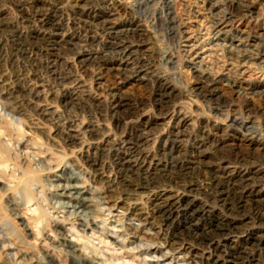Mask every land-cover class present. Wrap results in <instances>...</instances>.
<instances>
[{
    "label": "rangeland",
    "instance_id": "1",
    "mask_svg": "<svg viewBox=\"0 0 264 264\" xmlns=\"http://www.w3.org/2000/svg\"><path fill=\"white\" fill-rule=\"evenodd\" d=\"M263 223L264 0H0V264H264Z\"/></svg>",
    "mask_w": 264,
    "mask_h": 264
},
{
    "label": "bare ground",
    "instance_id": "2",
    "mask_svg": "<svg viewBox=\"0 0 264 264\" xmlns=\"http://www.w3.org/2000/svg\"><path fill=\"white\" fill-rule=\"evenodd\" d=\"M51 19V18H50ZM53 23V22H52ZM51 26V25H50ZM131 28V27H130ZM130 31V30H129ZM131 33V32H130ZM133 36V35H132ZM57 44V43H56ZM84 55V54H83ZM88 55V54H87ZM94 57V56H93ZM98 58V57H97ZM95 61V60H94ZM243 74V73H242ZM241 74V75H242ZM202 93V92H201ZM159 96H161V95H159ZM205 97V96H204ZM157 101H159L158 99H157ZM162 103H163V101H162ZM116 107V106H115ZM2 146V145H1ZM132 156V155H131ZM179 156V155H178ZM128 162V161H127ZM123 166H125V163L123 164ZM141 168V167H140ZM151 170V169H150ZM130 172V171H129ZM143 175V174H142ZM152 175V174H151ZM167 175V174H166ZM162 176V175H161ZM145 177V176H144ZM151 177H153V175L151 176ZM150 176H149V178H151ZM221 177V176H220ZM148 178V177H147ZM148 178V179H149ZM170 178V177H169ZM172 178V177H171ZM144 179H146V177L144 178ZM169 180V179H168ZM232 180V179H231ZM151 181V180H150ZM167 181V180H166ZM171 181V180H170ZM145 182V181H144ZM213 182V181H212ZM142 183V182H141ZM149 183V182H148ZM210 183V182H209ZM226 183V182H225ZM239 183V182H238ZM123 184V183H122ZM234 186V185H233ZM146 187V186H145ZM152 187H153V185H152ZM245 187V186H244ZM207 188H209V187H207ZM214 188V187H213ZM191 190V189H190ZM197 190V189H196ZM195 190V191H196ZM220 190V189H219ZM233 190V189H232ZM194 191V192H195ZM245 192V191H244ZM74 193V192H73ZM238 193V192H237ZM254 194V193H253ZM258 194V193H257ZM231 198H233V197H231ZM238 198V197H237ZM241 199V198H240ZM165 200V199H164ZM157 201V200H156ZM250 201V200H249ZM227 202H228V200H227ZM262 202V201H261ZM180 203V202H179ZM259 202H257V204H258ZM161 204V203H160ZM225 204V203H224ZM256 204V203H255ZM245 205V204H244ZM223 207H224V205H222ZM155 207H157L156 205H155ZM239 208V207H238ZM247 208V207H246ZM245 208V209H246ZM244 209V210H245ZM241 210V209H240ZM239 212V211H238ZM245 212V211H244ZM259 212V211H258ZM232 213V212H231ZM262 214V213H261ZM257 216V215H256ZM238 219V218H237ZM257 219V218H256ZM258 222V221H257ZM251 223V222H250ZM260 223V222H259ZM264 224V223H263ZM233 226V225H232ZM247 226V225H246ZM258 226V225H257ZM236 229V228H235ZM210 232V231H209ZM214 233V232H213ZM194 234V233H193ZM209 234V233H208ZM206 235V234H205ZM214 235V234H213ZM195 237V236H194ZM197 238V237H196ZM197 244V243H196ZM72 246V245H71ZM240 255V254H239ZM220 263V262H219Z\"/></svg>",
    "mask_w": 264,
    "mask_h": 264
}]
</instances>
